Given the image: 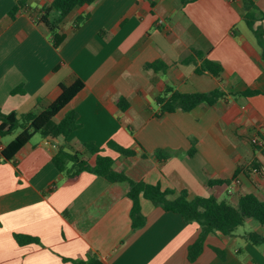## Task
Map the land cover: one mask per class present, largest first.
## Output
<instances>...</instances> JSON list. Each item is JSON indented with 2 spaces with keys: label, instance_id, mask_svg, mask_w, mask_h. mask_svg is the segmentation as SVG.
Returning <instances> with one entry per match:
<instances>
[{
  "label": "crops",
  "instance_id": "0c3cea01",
  "mask_svg": "<svg viewBox=\"0 0 264 264\" xmlns=\"http://www.w3.org/2000/svg\"><path fill=\"white\" fill-rule=\"evenodd\" d=\"M17 1L0 0V111H41L59 96L60 84L77 78L84 88L53 119L77 113L79 127L67 138L35 134L4 162L1 149L18 132L0 137V264H73L93 257L101 264H264V245L244 238L250 232L264 236L256 222L239 230L246 220L229 237L208 234L201 254L189 262L187 249L200 232L196 223L186 225L180 215L141 199L146 223L133 230L123 186L88 172L69 180L52 162L60 145L81 152L80 144L93 142L116 170L144 152V181L171 190L170 199L182 191L188 200L214 197L232 205L244 194L264 197V157L254 146L264 132V60L245 22V0L184 6L180 0H95L60 25L58 48L26 10L8 17ZM51 1L27 0V6ZM251 1L253 28H261L264 38V0ZM81 16L87 18L75 28ZM204 60L221 66L219 77L196 73ZM156 61L167 66L164 72L144 69ZM167 88L225 96L213 106L157 117L156 98ZM120 99L128 103L125 109ZM109 141L135 157L120 156ZM88 159L93 164L94 157ZM253 161L260 170L236 174ZM234 178L240 183L229 192ZM16 235L36 241L18 244Z\"/></svg>",
  "mask_w": 264,
  "mask_h": 264
},
{
  "label": "trees",
  "instance_id": "16d2710c",
  "mask_svg": "<svg viewBox=\"0 0 264 264\" xmlns=\"http://www.w3.org/2000/svg\"><path fill=\"white\" fill-rule=\"evenodd\" d=\"M196 0H180L184 6ZM95 0H52L49 5L30 8L27 6V0H18L8 11V17L15 19L18 12L26 10L30 18L36 25L43 26L50 34L52 44L58 48L63 41V37L58 34L60 25L67 16L77 7L89 6ZM244 6L246 14L244 16L247 27L252 31L257 46L260 49V55L264 60V38L261 28H253L256 17L251 12L255 8L251 0H245ZM87 16L78 17L75 20V28H77ZM264 20V15L262 17ZM199 56H201L199 54ZM190 60H185L188 63ZM167 66L156 61L144 65V69H149L155 73L164 72ZM208 73L212 77H219L221 66L209 60H204L202 65L196 68L197 74ZM84 88V83L80 79H75L71 84H60L59 96L41 111L32 110L24 114L18 115L16 112L4 114L0 111V137H5L18 132L16 137L1 149V156L4 162L11 161L29 142L35 134L51 136L55 138H67L73 131L78 129V115L75 111L67 112L64 117L57 123L53 122L54 117ZM18 92L23 93L22 87L18 88ZM244 94L254 96L257 92L248 91ZM225 94L220 90H213L206 93L182 94L167 88L162 97L156 98L159 105V113L157 117L173 113L177 110L190 112L201 104L213 106L219 100L224 98ZM120 109H125L128 103L124 99L118 101ZM260 135V138H263ZM255 148L264 157V147ZM107 147L126 158L135 157L132 150L125 149L115 143L109 141ZM81 152L67 151L65 146L60 145L57 153L52 158V162L56 169L65 174L69 180L76 179L82 172H88L97 177L105 179L112 185H120L125 188V196L131 201L130 220L133 230L144 227L146 220L141 212L140 201L145 199L155 206H159L166 212H172L180 215L184 224L189 225L196 223L200 232L197 239L187 249V259L194 262L201 254L208 234L215 233L222 236H232L237 228L241 227L246 220H253L264 228V197L257 198L253 194H244L239 197L237 204L232 205L224 200L218 201L214 197H196L192 200L187 199V194L182 191L176 198L170 199L173 193L171 190H162L158 185H152L144 181V163L147 156L143 154L129 168L116 170L114 169V160L102 155V150L93 142L80 144ZM194 150L190 151V155ZM90 157H94L93 164H90ZM251 170H260L258 162L253 161L249 170L239 168L236 174ZM224 184L227 182H215ZM229 183V182H228ZM213 183H210V185ZM244 238L254 246L264 245V236L255 232L244 235ZM18 244L33 243L36 240L27 236H15ZM219 254V252L216 250ZM73 264H101L95 257L88 262L73 261Z\"/></svg>",
  "mask_w": 264,
  "mask_h": 264
},
{
  "label": "built area",
  "instance_id": "2783aa9c",
  "mask_svg": "<svg viewBox=\"0 0 264 264\" xmlns=\"http://www.w3.org/2000/svg\"><path fill=\"white\" fill-rule=\"evenodd\" d=\"M256 146H258L259 148H263L264 147V136L263 138H260L256 140L255 143ZM256 171V170H255ZM240 183V181L237 178H234L231 180V183L229 184L228 188H229V192H232L235 186H238Z\"/></svg>",
  "mask_w": 264,
  "mask_h": 264
},
{
  "label": "rangeland",
  "instance_id": "374dc122",
  "mask_svg": "<svg viewBox=\"0 0 264 264\" xmlns=\"http://www.w3.org/2000/svg\"><path fill=\"white\" fill-rule=\"evenodd\" d=\"M250 221H252V222L255 223V221H253V220H249V221L246 222V225L243 226V227H241V228H239V230H242L244 227L247 228V227L249 226V222H250Z\"/></svg>",
  "mask_w": 264,
  "mask_h": 264
},
{
  "label": "water",
  "instance_id": "95a60500",
  "mask_svg": "<svg viewBox=\"0 0 264 264\" xmlns=\"http://www.w3.org/2000/svg\"><path fill=\"white\" fill-rule=\"evenodd\" d=\"M52 138L56 140V138H55V137H52Z\"/></svg>",
  "mask_w": 264,
  "mask_h": 264
}]
</instances>
